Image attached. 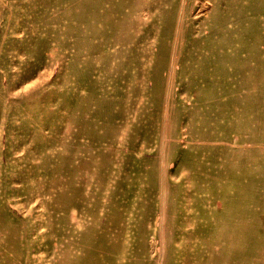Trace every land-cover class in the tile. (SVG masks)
Here are the masks:
<instances>
[{"label":"rangeland","instance_id":"rangeland-1","mask_svg":"<svg viewBox=\"0 0 264 264\" xmlns=\"http://www.w3.org/2000/svg\"><path fill=\"white\" fill-rule=\"evenodd\" d=\"M0 264H264V0H0Z\"/></svg>","mask_w":264,"mask_h":264}]
</instances>
